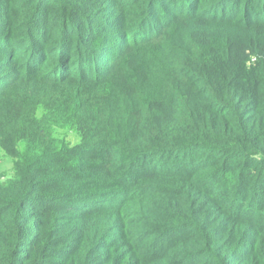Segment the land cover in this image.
Wrapping results in <instances>:
<instances>
[{"label":"trees","instance_id":"trees-1","mask_svg":"<svg viewBox=\"0 0 264 264\" xmlns=\"http://www.w3.org/2000/svg\"><path fill=\"white\" fill-rule=\"evenodd\" d=\"M218 1L1 0L0 264H264V0Z\"/></svg>","mask_w":264,"mask_h":264},{"label":"rangeland","instance_id":"rangeland-1","mask_svg":"<svg viewBox=\"0 0 264 264\" xmlns=\"http://www.w3.org/2000/svg\"><path fill=\"white\" fill-rule=\"evenodd\" d=\"M206 1V0H205ZM1 2V0H0ZM212 5H217L219 3L218 0H210L209 2ZM210 6H208L207 8H209ZM19 9L16 11V16L19 15ZM241 14V11H240ZM239 14V15H240ZM225 28H227V25H218V30L220 31H224L225 32ZM226 32H231L230 29L226 30ZM10 55L4 53L1 49H0V78L2 76H7L8 74H12L14 75V73H11V71L13 69H11L12 64L10 65ZM158 80H155V84H157ZM23 91H25L24 89H22ZM35 91H38L35 90ZM17 94V90H6L3 93V97L5 98V100L10 99L11 97H15ZM36 113V116L39 117L40 113H41V109H39ZM33 113V114H34ZM58 135L60 136V131L58 130ZM66 142H68L70 144V146H73L77 143H79V138L76 136L75 133L70 132L66 134ZM13 174V160L12 158L8 155L6 149L0 145V186H3L4 184H6L9 180L10 177Z\"/></svg>","mask_w":264,"mask_h":264}]
</instances>
